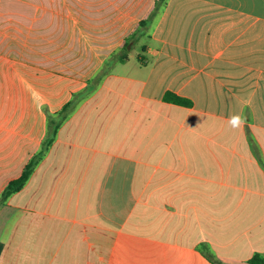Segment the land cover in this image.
Here are the masks:
<instances>
[{"label":"crops","instance_id":"obj_1","mask_svg":"<svg viewBox=\"0 0 264 264\" xmlns=\"http://www.w3.org/2000/svg\"><path fill=\"white\" fill-rule=\"evenodd\" d=\"M156 2L0 0V199L72 104L0 200V264L264 254V0H165L141 25Z\"/></svg>","mask_w":264,"mask_h":264},{"label":"trees","instance_id":"obj_2","mask_svg":"<svg viewBox=\"0 0 264 264\" xmlns=\"http://www.w3.org/2000/svg\"><path fill=\"white\" fill-rule=\"evenodd\" d=\"M165 0H157L156 2V6L154 11L151 13V15L147 18L142 20L141 25H146L148 22H151L154 17L157 14L158 8L160 7V5L162 3H164ZM165 100L168 102H174V103H179V104H183V105H191L192 101L186 97L180 96L178 94H176L173 91H168L165 95ZM67 109H72V104L69 103L67 105H65L60 111H59V117L61 116V118H59L57 125H55L54 130L51 131V136L49 137V139H47L43 145V149L40 151V153L33 158V160L26 166L24 173L22 174L21 177L11 181L8 186L5 188L2 197H1V201L5 202L8 200V198L16 191L20 190L21 188H23V186L27 183V181L29 180L33 170L35 169L36 165L38 164L39 160L42 158L44 152L47 150V148L50 146V144L53 142L54 137L56 135V131L57 128L61 125V122L63 120H65L66 117V110ZM54 123H51V126ZM58 126V127H57ZM249 262L251 264H264V254L263 253H255L253 255V257L249 260Z\"/></svg>","mask_w":264,"mask_h":264},{"label":"clouds","instance_id":"obj_3","mask_svg":"<svg viewBox=\"0 0 264 264\" xmlns=\"http://www.w3.org/2000/svg\"><path fill=\"white\" fill-rule=\"evenodd\" d=\"M230 119H231L233 122H235V121L239 120L240 118H239L238 116H233V117H231Z\"/></svg>","mask_w":264,"mask_h":264}]
</instances>
